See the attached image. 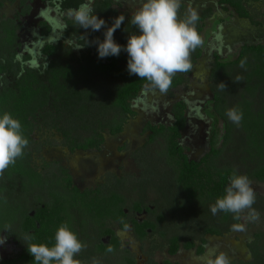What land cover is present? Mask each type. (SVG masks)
Here are the masks:
<instances>
[{
	"label": "rangeland",
	"instance_id": "374dc122",
	"mask_svg": "<svg viewBox=\"0 0 264 264\" xmlns=\"http://www.w3.org/2000/svg\"><path fill=\"white\" fill-rule=\"evenodd\" d=\"M0 3V22L12 19L19 26L17 54L22 61L26 60L24 66L43 74L56 59L80 73L67 81L65 94L59 98L54 96L34 118L31 145L34 169L44 176L63 169L83 191L97 188L112 191L123 195L129 208L137 207L139 203L152 208L153 215L141 216V219H150L155 226V231L149 232L144 243L136 240L131 229L123 231L113 227L122 248L133 253L137 264L167 260L178 264H200L201 258L215 246L229 255L232 264L254 263L252 246L258 238L256 248L264 252V182L255 181L252 174L259 165L264 166V160L250 159L241 123L233 124L225 113L229 108L239 109L247 101L252 104L254 113L264 117V83L250 78L247 64L244 68L235 65L219 70L217 61H236L244 45L264 43V0L244 2L249 18L224 10L219 0H183L180 16L194 10L201 17L211 10L209 18L199 24L204 28L201 32L204 40L202 57L196 61L191 73L176 74L183 79L176 89L160 94L152 86H145L132 105L135 117H123L114 105L115 88L120 79L92 69L90 61L99 59L95 45L83 47L87 40L97 37L102 40L103 29L86 32L66 19L67 29L58 27L61 12L50 2L0 0ZM93 7L108 26L118 15H125L121 28L114 33L118 43L126 44L129 33L137 31L129 23L130 11L137 7L132 0H93ZM8 28V24L0 27V48L3 33ZM48 46L56 48L52 58L46 54ZM78 47L82 48L74 49ZM121 56L120 68L127 69V54L121 52ZM238 75L242 79L235 82ZM9 80L13 83L12 78ZM220 82L226 85L223 92L217 88ZM177 101H183L187 106V123L180 142L189 159H202L214 146L223 150L214 160L217 168L235 169L250 178L256 193L253 207L260 212V219L247 222L242 217L239 223L245 225L244 231L232 230L222 236L206 234L207 227L224 228L220 216L213 215L208 206L197 208L186 202L173 181L172 171L165 164L162 142L150 141L146 126L173 124L172 107ZM120 121H123V132L111 135V127ZM228 133L230 139L225 146ZM95 135L105 138L101 151H71L77 143ZM20 190V186L9 185L6 195L14 192L17 200ZM27 208L29 212L33 211L32 204ZM14 233H17L16 226L1 233L7 235L8 240L0 246V264L24 251V242ZM174 236L180 238V249L177 255L171 256L169 241ZM187 241L194 244L193 249L184 247ZM85 243V251L76 257L82 264H91L94 257L101 264H107L104 258L94 256L89 242L85 240ZM202 246L205 251L199 254ZM18 264L25 263L19 261Z\"/></svg>",
	"mask_w": 264,
	"mask_h": 264
},
{
	"label": "trees",
	"instance_id": "16d2710c",
	"mask_svg": "<svg viewBox=\"0 0 264 264\" xmlns=\"http://www.w3.org/2000/svg\"><path fill=\"white\" fill-rule=\"evenodd\" d=\"M40 1L52 2L60 12L69 7H77L82 2V0ZM244 1L219 0V5L224 10L232 11L241 18H249ZM210 15L211 10H208L205 15L200 17L197 24V30L200 34L204 28L199 24L205 22ZM8 31L9 37L4 38L0 48V58L3 59H0V111H8L21 121L23 133L29 140V144L24 150V155L17 158L16 163L10 165L0 175V233L8 230L12 225H18V230L22 233L34 236L35 243L51 246L54 243L55 232L62 223L67 222L78 235L76 224V218H78L77 222L92 223L91 226H96L97 230L101 231V235H111L109 245L101 242L99 237L95 239L98 246L97 251L102 254H109L116 248L113 234L106 230L107 223L112 220L121 223V227L124 229L129 227L130 222L136 237L144 242L147 231L154 228V223L150 221L139 223L136 220H128L124 213V208L127 206L123 195L115 192L104 193L100 190L81 193L74 185L73 178L68 172L61 170L53 177L45 179L32 167L30 149L33 144L32 134L35 116L50 103L54 96L59 98L60 95L65 94L67 81L80 73L74 67L64 65L56 59L50 62L43 74L36 70L27 69L21 63V59L20 61L17 60V27L12 28V30L8 29ZM8 46L13 51L9 49L7 56L2 55V51L6 50ZM55 50L56 48L48 46L46 49L47 56L52 58L55 55ZM201 57L202 50L199 46L191 56L192 65L194 66ZM245 59L246 66L251 71L250 78H256L264 83V43L251 46L244 45L236 61L221 62L218 60L217 69L224 70L227 67L240 65L241 60ZM121 61L122 56L120 54L118 57L110 56L104 60L97 59L90 62L93 65L92 69L96 72L120 79V83L115 88L114 105L120 110L123 117H135L136 112L132 107L133 102L139 97L143 88L151 86V84L146 80L139 79L137 76H130L127 69L120 68ZM191 71L192 69L186 74L191 73ZM8 76L13 77V83H10ZM182 81L180 75H175L168 92L179 87ZM239 109L243 113L241 125L246 134L249 147L246 152L249 154L250 159L255 160L258 157L264 160V117L261 114L254 113L252 104L247 101L242 103ZM172 115L174 122L170 126L148 124L145 131L149 132L151 142H162L165 164L172 171L173 181L182 192L186 202L192 207H210L215 203L216 198L223 194L224 188L229 183L228 178L234 169H219L214 165V160L223 152L222 149L218 150L214 146H212L210 153L202 159L198 161L190 160L180 142L187 123V106L185 102L177 101L172 107ZM122 132L123 121L111 127L110 133L113 136ZM229 139L228 133L225 146L228 144ZM104 142V137L95 135L77 143L72 149L101 151ZM252 175L255 181L264 182V166L259 165ZM10 183H15V187L20 186L24 193H39V190L44 192L46 189L47 199L45 202L42 201V194L35 198L34 217L29 215L27 207L23 208L20 205L13 204L9 195H6ZM44 185H47V187ZM142 208H137V210L154 214L151 208L145 206H142ZM217 215L220 216L221 225L223 224L224 228L207 227L205 229L206 234L222 236L224 232L233 230V224L239 223V220L233 219L231 213L218 212ZM84 229L86 230L87 226ZM259 240L260 238L252 246L255 260L254 263L250 264H264V252L262 249L256 248V246H259ZM169 246V254L171 256L177 255L180 249V238L177 236L172 237ZM184 247L190 250L194 248V244L187 241ZM109 248L112 249L111 252L108 251ZM204 249V246H202L198 253H203ZM21 258L24 259L25 264H35L27 248ZM127 258V264H135L134 260L131 261L130 257ZM4 264H18V262L14 260ZM151 264L178 263L164 261L163 263L152 262Z\"/></svg>",
	"mask_w": 264,
	"mask_h": 264
},
{
	"label": "clouds",
	"instance_id": "9594fccd",
	"mask_svg": "<svg viewBox=\"0 0 264 264\" xmlns=\"http://www.w3.org/2000/svg\"><path fill=\"white\" fill-rule=\"evenodd\" d=\"M132 3L137 7L130 11L129 23L137 31L129 33L126 44L123 45L115 40L114 33L121 28L125 15H118L111 26H108L105 19L98 16L93 0H82L77 7L61 11L58 27L67 29L66 19L86 32L103 29L102 40L99 37L87 40L83 47L95 45L99 59L118 57L121 52H125L128 74L146 80L160 94H166L177 73H187L192 69L191 52L204 44L197 30L200 17L194 10L180 16L183 0H132ZM39 16L44 18L40 12ZM79 48L82 47L74 49ZM245 64L246 59L241 60L239 66L244 68ZM241 79L238 75L235 82ZM217 88L223 92L226 85L220 82ZM225 115L237 126L243 119L242 111L236 107L227 109ZM28 144L21 121L8 111H0V175L24 155ZM228 179L229 183L223 194L210 205V212L213 215L218 212L231 213L234 220H241L243 217L247 222L258 221L260 212L253 207L256 193L250 178L234 169ZM232 229L244 231L245 225L233 224ZM7 240V235H0V246H4ZM22 241L35 264H82L76 257L87 247L67 222L57 228L51 246L35 243L31 234H25ZM108 251L111 252L112 249L109 248ZM91 264H101V261L94 257ZM200 264H232V261L227 253L219 251V247L215 246L201 258Z\"/></svg>",
	"mask_w": 264,
	"mask_h": 264
},
{
	"label": "flooded vegetation",
	"instance_id": "af4514ba",
	"mask_svg": "<svg viewBox=\"0 0 264 264\" xmlns=\"http://www.w3.org/2000/svg\"><path fill=\"white\" fill-rule=\"evenodd\" d=\"M6 1H9V2H15V0H6ZM246 1V0H245ZM244 1V2H245ZM42 2V1H41ZM50 3H52V2H50ZM2 5H1V3H0V7H1ZM28 11H26V13H27ZM25 13H23L22 14V16L24 15ZM4 23H7L8 25H9V28L8 29H11L12 30V28H14V27H17V33H18V31H19V26H17V23H15L12 19H6V20H4V21H2V22H0V27L2 26V25H4ZM7 29V30H8ZM7 33V34H6ZM6 33H3V37L6 39V38H8L9 37V31H7ZM18 42H19V39H18ZM9 49H10V51H13L9 46L6 48V50H3L2 51V55H5V56H7V54H8V52H9ZM18 55V54H17ZM1 60H3L2 58H0ZM17 60L18 61H20V58H19V56H17ZM23 65H24V63L25 62H21ZM64 64V63H63ZM64 65H67L66 63L64 64ZM26 67V66H25ZM27 69H28V67H26ZM10 78H12L13 79V77H11V76H8V79H10ZM14 80V79H13ZM10 81V80H9ZM32 139H33V134H32ZM105 143V142H104ZM103 148V147H102ZM71 151H81V150H78V149H71ZM83 152H89V151H83ZM30 153H31V149H30ZM31 157H32V154H31ZM32 163V162H31ZM32 165V164H31ZM33 167V166H32ZM34 168V167H33ZM61 170H63V169H59V170H57V171H54V173H53V175L54 174H57L58 172H60ZM64 171H66V170H64ZM38 172V171H37ZM67 172V171H66ZM41 174V173H40ZM53 175H50V176H44V175H42L43 176V178H47V177H53ZM72 177V176H71ZM73 178V177H72ZM73 181H74V178H73ZM14 184L15 183H10V186L12 185V186H14ZM74 185L77 187V189L81 192V193H89V192H93V191H96V190H100V191H102V192H104V193H107V192H112V191H105V190H102V189H99V188H97V189H95V190H91V191H83L81 188H79V186H77V184L75 183V181H74ZM45 187H47V185H44ZM21 188V187H20ZM20 196H18V199L17 200H15V198L17 197V196H15V193L14 192H12L11 194H9L10 195V200H11V198H12V203L13 204H16V205H20V206H22L23 208H26L27 207V205H29V204H32L33 205V211L32 212H28L29 213V215L31 216V217H34L35 216V202H36V200H35V198L36 197H38L40 194H42L41 196H42V201H46V199H47V196H46V189H45V191L43 192L42 190H39V193L38 192H35V193H37L36 195H34L35 193H24V192H22V189L20 190ZM116 193V192H115ZM119 194V193H118ZM121 195V194H120ZM126 200V199H125ZM145 206V207H148V208H150L149 206H147V205H145V204H143V203H139L138 204V206L137 207H135V206H132L131 208H129L128 206H127V202H126V208H124V213H125V215L128 217V220H136V221H138L139 223H142V222H144V221H150V222H152L150 219L149 220H147V219H141V216H143V215H153V214H151V213H149V212H146V211H138L137 210V208H141V209H143L142 208V206ZM140 206V207H139ZM28 209V208H27ZM151 210L152 211H154L152 208H151ZM76 217H78V216H76ZM75 217V218H76ZM77 220H78V218H76V224H77V230H78V235H79V239H81V241H83L84 243H85V240L87 241V242H89V244H90V247L92 248V250H91V252L94 254V256H96V257H98L99 256V258H104L103 260L104 261H106L107 262V264H127V257H130V259H131V261L132 260H134L135 261V264H137V259H136V257L133 255V253H131V251L130 250H128V249H125V248H122V245H121V242H120V239H119V237H118V234H117V232L113 229V227L115 226L118 230H128V229H131V231H132V233H133V235H134V237L136 238V240L138 241V242H140V243H144V242H141L137 237H136V233H135V231H134V229H133V227H132V224H130V222H129V227L128 228H122L121 227V223H119V222H116V221H112V220H109V222L107 223V225H106V230H108L109 232H111L112 234H113V237L115 238V249H114V251L112 252V253H109V254H102V253H100L99 251H97V248H98V246H97V243H95V239H97V237H99V240L101 241V242H103L104 244H107V245H109L110 244V242H111V235H101V231H98L97 230V228H96V226H91L92 225V223H82L81 221H78L77 222ZM84 225V226H83ZM14 226H16V229H17V233H14V235H16L17 237H18V240L19 239H23L24 238V236H25V234L24 233H22L20 230H18V225H12V226H10V228L8 229V230H12V227H14ZM85 226H87V229L85 230L84 228H85ZM8 230H5V231H3V232H7ZM151 231H155V226H154V228H152V229H149L148 231H147V236H148V234H149V232H151ZM3 232H1V233H3ZM1 233H0V235H1ZM92 235H94L95 237L94 238H91V236ZM89 238V239H88ZM146 239H147V237H146ZM25 249H26V245H25V248H24V251H25ZM24 251H22V253L19 255H17V256H15V257H12V258H8V259H5L3 262H2V264H4V263H7V262H11V261H17V262H19V261H24V259L23 258H21L22 256H23V254H24ZM83 251H85V250H82L80 253L82 254V252ZM168 261V260H167ZM164 262V261H163ZM163 262H160V263H163ZM152 263V261H150L148 264H151ZM157 263H159V262H157Z\"/></svg>",
	"mask_w": 264,
	"mask_h": 264
}]
</instances>
